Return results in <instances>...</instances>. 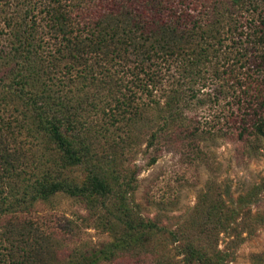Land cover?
<instances>
[{"label": "trees", "instance_id": "trees-1", "mask_svg": "<svg viewBox=\"0 0 264 264\" xmlns=\"http://www.w3.org/2000/svg\"><path fill=\"white\" fill-rule=\"evenodd\" d=\"M213 85V98L230 95L228 111L212 130H191L187 116ZM140 93L155 104L147 108L157 128L152 112L131 105ZM126 112L131 125L121 128ZM167 131L214 132L242 145L264 139V0H0V264L59 260L50 238L18 217L19 206L58 193L92 210L117 192L122 237L146 235L150 224L129 206L134 177L123 183L109 173V182L98 169L135 150L145 132L153 147ZM81 167L83 179H71ZM221 224L212 221L213 234ZM110 251L87 253L100 262L113 260ZM211 251L199 264L225 262V252Z\"/></svg>", "mask_w": 264, "mask_h": 264}, {"label": "rangeland", "instance_id": "rangeland-1", "mask_svg": "<svg viewBox=\"0 0 264 264\" xmlns=\"http://www.w3.org/2000/svg\"><path fill=\"white\" fill-rule=\"evenodd\" d=\"M215 86L202 90L210 96L203 95L204 102L190 112L191 119L187 116L191 130L199 127L205 131L217 121L222 123L230 95L213 98L219 94ZM164 89L154 93L160 103L153 111L162 106ZM138 95L131 105L153 113L150 97ZM88 109L83 104L82 113L88 114ZM124 115L121 128L131 125L129 114ZM153 119L152 128H157L161 119L154 113ZM148 133L135 150L98 169L109 182V173L121 176L123 183L130 175L134 177L129 206L133 218L150 224L146 235L122 237L125 226L117 221L123 209L117 192L115 197L96 199L92 210L58 193L47 201L18 207L21 221L37 225L59 251V260L46 264H199L196 259L203 252L212 255V245L227 255L223 264H264V139L248 143L249 147L214 132L186 135L167 131L162 132L159 143L148 147L143 140ZM85 173L81 167L69 177L80 182ZM99 215H106L113 225L104 227ZM217 219L221 228L213 234L212 221ZM115 240L122 244L120 249H113ZM104 245L109 253L114 252L113 260L99 262L93 252L87 253L89 248ZM74 253L77 258L71 259ZM16 259L22 261L21 256Z\"/></svg>", "mask_w": 264, "mask_h": 264}]
</instances>
